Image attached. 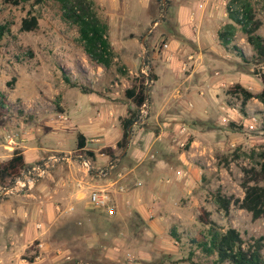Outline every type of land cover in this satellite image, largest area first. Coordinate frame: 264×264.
Listing matches in <instances>:
<instances>
[{
  "label": "rangeland",
  "instance_id": "rangeland-1",
  "mask_svg": "<svg viewBox=\"0 0 264 264\" xmlns=\"http://www.w3.org/2000/svg\"><path fill=\"white\" fill-rule=\"evenodd\" d=\"M250 1L254 5L256 17L262 22L259 33L264 36V0ZM90 2L98 18L108 26L107 36L113 52V61L109 69H103L89 61L79 40L77 28L62 19V10L58 0H43L42 3L36 5L30 1L17 6L3 4L0 0V27H6L4 34L0 37V99L3 101V106H0V151L5 149V145L23 143L26 148H53L52 151L45 152L43 159L35 163L50 157H68L54 163L50 168V177L40 180L34 189V192L39 195L43 193L52 195L51 201L54 207L60 205L65 208L66 199L61 196L58 189H63L64 183L70 188L76 186V180L82 175L78 170L79 155L75 149L70 147L72 135L65 134L63 137L70 151L56 150L58 133L61 134L66 116L61 104V97L66 87L72 89V92H69L71 97L73 93H81L79 85H82L89 89L88 95L93 94L94 99L104 98L109 101L107 104L114 106L116 111L115 122L117 124L128 116V111L135 109L131 101L126 98L125 91L143 82L139 73L146 77L148 67L154 73L152 61L156 60L162 65L164 58L160 53L161 50L166 49L171 38L182 40L176 22L177 4L175 0H169L168 4L166 3L165 11L162 0H90ZM28 15L38 17V28L32 32H22L20 30L21 20ZM154 22L156 24L152 26ZM143 37H145L146 49L141 43ZM145 52L146 57L143 59ZM131 53H139V59L135 65L124 62V58ZM242 65L243 73L254 69L251 64L242 63ZM64 74L77 87L68 85L64 81ZM254 77L250 91L255 94L261 90V83L256 76ZM12 78L15 81L7 87L6 83ZM179 79L180 84L183 77ZM154 85V82L149 81L148 83L147 80L148 101L145 100V104L140 109L139 120L134 125L138 128L156 131L158 124L170 121L173 126L185 127L186 138H197L199 148L202 144L208 148L203 154L208 164L202 163L200 158L195 161L202 173L194 188V202L191 207L187 208L185 217L182 216V220L173 223L168 232L169 236L174 232L179 239L176 241L170 236L178 248L179 255L153 257L144 263L141 258L135 257L128 250L120 257L121 261L107 258L103 253L104 246L115 245L113 238L117 232H128L129 228L132 230V222L136 220L130 219L123 226L119 222L109 223L104 220L102 216L109 217L103 214L104 212L89 210L80 217L74 214H63L51 225L40 228L41 230L46 229L47 239L43 242L44 245H40L42 243L40 241H33L26 253L21 256L27 263L212 264L213 259L205 257L191 243V239L197 236L202 229L197 221V216L202 209L210 214V218L220 228L225 230L232 227L239 231L244 240L264 236V217L253 220L249 213L234 207L230 209L227 216H224L212 197L215 191L220 190L226 196L242 198L243 171L257 169L260 155L264 153V133L261 131L262 124L259 123L264 117V106L254 98L256 101L249 100L246 103L248 107L245 106L244 112H241V99L225 93L217 99L220 101L218 111H216L215 104H212L209 113L200 116L188 110L190 109V92H186L183 86L178 88L175 85L172 86L175 95L171 98L170 106L165 104V111L153 124L150 122L154 113L150 98L155 89ZM177 88L183 96H176ZM87 98L85 97L86 101ZM183 100L187 108L184 110L179 108L180 110H176L175 113L169 112L176 109L174 103L178 105ZM211 100L217 103L214 99ZM253 114L257 116L258 122L254 130H249L247 125L250 123L249 117ZM192 129L195 130V134L192 133ZM11 130L16 133V137L9 143L5 135ZM131 134L132 132L130 139ZM2 158L3 156L0 155V159ZM152 160L150 158L148 161ZM33 165L34 163L29 164L27 168ZM93 166L96 169L94 164ZM124 170L125 167L120 164L107 178L114 179L118 172ZM95 180L96 177L92 175L85 178V182L89 183ZM134 181L137 180L134 179L131 182L132 188H140L141 186H136ZM11 183L7 182L4 187ZM3 188H0V202L2 199L7 201L12 198L17 199L15 203L22 200L17 195H1ZM184 201L179 203L182 208H184ZM30 202L32 204L33 201ZM6 215H8L7 212ZM87 223L94 225L91 227ZM134 229H137L136 226ZM104 232L107 235H103ZM97 233L102 234L103 238L109 241L98 240L96 236L101 237V235ZM143 233L144 230H141L133 238L142 239ZM90 234L95 236V241L90 242ZM147 244L148 247H156L160 245V242L153 241ZM262 254L264 257V249Z\"/></svg>",
  "mask_w": 264,
  "mask_h": 264
},
{
  "label": "crops",
  "instance_id": "crops-1",
  "mask_svg": "<svg viewBox=\"0 0 264 264\" xmlns=\"http://www.w3.org/2000/svg\"><path fill=\"white\" fill-rule=\"evenodd\" d=\"M175 1L176 22L182 40L171 38L168 41L166 49L161 50L160 53L164 58L162 65L156 60L152 61L153 74L157 77L154 81L155 89L150 98L154 110L150 122L153 124L165 111V104L170 106L171 98L175 95L172 86L177 85L178 88L183 86L186 92H190V109L188 110L205 116L209 113L212 104H215L218 111L220 101L217 99L225 95V88L239 84L250 91L255 79L251 74L252 69H249L248 73H243L241 69L242 63L249 65L250 63L244 62L231 49V46L235 45L247 59L252 55L251 47L240 28H236L229 48L223 47L217 39L218 31L230 23L225 10V0ZM239 33L241 34L238 35ZM257 34L264 38L259 30ZM138 59L139 53H131L124 58V62L135 65ZM180 77L183 79L179 84ZM178 88L176 96H183ZM69 92H72V89L66 87L61 97L66 120L64 119L61 134L58 133L56 150L70 151L63 138L65 134H70L72 135L70 147L77 152L76 137L77 134H82L85 137L84 150L93 152V164L96 169H108L112 164L113 168L110 171L112 173V170L121 164L125 170L118 172L114 179L103 180L93 175L96 180L90 183L84 181L81 189L76 186L67 187L68 185L64 183V188L58 189V192H61V196L66 199L65 207H73L72 212H57L52 205L53 196L50 194L39 195L34 192V197H20L22 200L17 203L14 202L17 199L12 198L7 201L2 199L0 202V264H29L21 256L26 253L33 241H40L42 242L40 245H44L43 242L47 239L46 229L38 230L36 224L40 223L43 228L60 219L63 214H74L80 217L83 213L85 214V211L95 210L89 205L88 195L91 191L100 189L109 191L115 207L114 217L104 215L102 216L104 220L109 223L119 222L123 226L130 219L136 220L132 222V230L129 228L128 232H117L113 238L115 245L104 246L105 257L120 260L123 253L128 250L135 257L141 258L144 263L153 257L163 255L176 257L179 251L168 232L173 223L182 220V216L185 217L187 208L194 202V188L202 173L195 161L200 158L202 163L208 164V160L203 157L205 150L208 149L207 146L202 144L199 148L197 138H186L185 127L173 126L170 121L158 124L156 131L134 125L128 148L119 159L122 151L116 148V144L121 139L122 132L121 122L117 124L115 122L117 114L114 106L108 105L109 101L104 98L94 99L93 94L73 93L71 97ZM85 97H88L87 101ZM211 99L217 103L212 102ZM174 106L176 109L169 111L170 113L179 111V108L183 110L187 108L184 100L178 105L174 103ZM245 106L248 107V105ZM181 128L185 129L184 134H180ZM192 133L195 134V130L192 129ZM182 142H186L185 148L180 147ZM4 148L0 151V155L3 156L0 162L9 159L13 151L17 149L22 152L27 166L37 164L35 162L43 159L45 152L53 150V148L41 147L26 148L23 143L5 145ZM105 148L111 149L116 156L114 160L102 152ZM150 158L153 160L148 161ZM134 179L143 185L140 188H132L131 182ZM182 200H185L184 208L179 205ZM30 201H33L32 204ZM89 225L92 227L94 224ZM135 226L137 229H134ZM141 230H144L142 239L133 238ZM129 234L132 235L127 237ZM98 235H101V237L96 236L98 240L109 241L103 238V235H107L106 232ZM90 236V242L96 240L95 236L91 234ZM153 241H159L160 245L148 247L147 243ZM123 264L129 263L123 262Z\"/></svg>",
  "mask_w": 264,
  "mask_h": 264
},
{
  "label": "trees",
  "instance_id": "trees-1",
  "mask_svg": "<svg viewBox=\"0 0 264 264\" xmlns=\"http://www.w3.org/2000/svg\"><path fill=\"white\" fill-rule=\"evenodd\" d=\"M1 1L3 4L12 6L30 1H33L35 5L43 2V0ZM58 2L62 10V19L77 28L79 40L89 61L101 66L103 69H109L113 61V52L107 36L108 26L93 11L90 0H58ZM168 2L169 0H166L167 4ZM225 10L230 23L224 25L218 31L217 39L223 47L229 48L236 28L239 27L246 42L251 47L252 55L247 59L235 45H232L231 49L244 62L250 63L254 67L252 74L261 83V90L255 94L244 89L239 84H234L227 88L226 95L241 99V112H244L246 103L252 98L258 99L264 106V38L257 34L262 22L256 17L254 5L250 0H227ZM37 28L38 17L28 15L21 20L20 30L22 32H32ZM5 29L6 27H0V37L4 34ZM139 76L143 78V82L135 84L125 91L126 98L131 101L135 109L128 111V116L121 120L122 136L116 144V148L119 151H123L125 148L128 128L139 120L140 109L146 100L147 80L150 82L157 80V77L151 72L149 67L146 77L142 73H139ZM63 77L68 85L77 87L75 83L72 84L70 82L65 74ZM14 81L15 79L12 78L10 82L6 83V86L10 87ZM79 89L82 94L90 92L89 89L82 85H79ZM0 106H3L1 99ZM261 131L264 133V126ZM84 146L85 137L82 134H77V154L93 161V152L85 151ZM102 152L113 160L116 158L109 148L103 149ZM26 168L27 165L22 152L15 149L9 159L0 162V187L3 188L7 182H13ZM243 172L244 180L241 183L242 198L226 196L220 190L215 191L212 197L217 208L224 216H227L230 209L234 207L244 210L251 215L253 220H257L264 217V153L260 155L257 169H245ZM197 221L202 229L197 236L191 239V243L205 257L212 258V264H264L262 254L264 236L251 237L248 240H244L238 230L232 227H228L225 230L220 228L210 218V214L203 209L199 213ZM170 236L176 241L179 240L174 232Z\"/></svg>",
  "mask_w": 264,
  "mask_h": 264
},
{
  "label": "built area",
  "instance_id": "built-area-1",
  "mask_svg": "<svg viewBox=\"0 0 264 264\" xmlns=\"http://www.w3.org/2000/svg\"><path fill=\"white\" fill-rule=\"evenodd\" d=\"M261 103V102H260ZM262 105V103H261ZM256 115H251L249 117V124L247 125L249 130H254L256 128V124L258 120L256 119ZM66 120V117H64ZM260 124H262V127L264 126V117L262 120L259 121ZM185 129H180V134H184ZM7 141L11 143L13 139L16 137V133L11 130L5 135ZM186 142L181 143L180 147L185 148ZM68 157H50L40 163L34 164L30 168H26L21 172L19 177H17L10 185L4 187L2 192H5V195H17L19 197H34V189L36 184L45 178L50 177V168L53 166L54 163L59 162L60 160H65ZM79 161V172H81V178L76 180V186L78 189L82 188V185L85 181V178L88 176L97 175L101 178H107L110 174L112 167V164L110 167L107 168H101V169H94L93 161L89 158L84 157L83 155L78 156ZM134 184L136 186H141L140 181H134ZM89 199V205L91 208L95 210H102L107 216L112 217L115 214V207L112 203V198L109 193V191L105 189L100 190H93L88 195ZM55 210L57 212H72L73 207H62L60 205L55 206ZM36 228L39 230L42 228V225L40 223L36 224Z\"/></svg>",
  "mask_w": 264,
  "mask_h": 264
},
{
  "label": "water",
  "instance_id": "water-1",
  "mask_svg": "<svg viewBox=\"0 0 264 264\" xmlns=\"http://www.w3.org/2000/svg\"><path fill=\"white\" fill-rule=\"evenodd\" d=\"M162 3H163V8H164V11H165V8H166V0H162ZM161 18V17H160ZM156 24V22H154L153 24H152V26H154ZM144 38L145 37H143L142 38V40H141V43H142V45H143V47H144V49H146V47H145V45H144ZM146 57V52L144 53V55H143V59ZM148 83H149V81H148ZM146 102L148 101V87H147V90H146ZM134 125V124H133ZM132 125V126H133ZM132 126L131 127H129L128 128V130H127V139H126V145H125V148L123 149V151H122V153H121V155H120V157H119V159L121 158V156L122 155H124L125 154V152H126V150H127V148H128V144H129V142H130V131H131V128H132ZM6 193L5 192H2L1 193V195H5Z\"/></svg>",
  "mask_w": 264,
  "mask_h": 264
}]
</instances>
